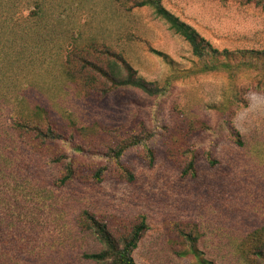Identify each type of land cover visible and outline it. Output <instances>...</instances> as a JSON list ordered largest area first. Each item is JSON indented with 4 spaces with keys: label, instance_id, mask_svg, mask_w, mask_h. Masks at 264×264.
I'll use <instances>...</instances> for the list:
<instances>
[{
    "label": "rangeland",
    "instance_id": "1",
    "mask_svg": "<svg viewBox=\"0 0 264 264\" xmlns=\"http://www.w3.org/2000/svg\"><path fill=\"white\" fill-rule=\"evenodd\" d=\"M36 1L43 6L37 18L31 16ZM161 4L218 50L264 51V9L254 4ZM76 37L83 45H106L146 82L162 87L169 81L168 92L150 97L120 88L101 98L88 96L62 71ZM197 63L188 44L147 7L114 0H0L1 126L18 112L40 107L66 133L71 123L105 128L115 137L154 132L152 164L142 149L121 159L134 176L131 183L112 171L100 183L83 179L56 187V170L43 155L4 149L0 264H94L84 255L102 247L82 226L85 213L110 229L146 217L148 229L132 253L135 264H193L178 256L177 229L186 226L196 229L205 259L243 264L238 243L264 225V72L194 75ZM230 128L242 146L233 142ZM189 152L195 159L192 177L183 174ZM98 166L85 164L84 174Z\"/></svg>",
    "mask_w": 264,
    "mask_h": 264
},
{
    "label": "trees",
    "instance_id": "2",
    "mask_svg": "<svg viewBox=\"0 0 264 264\" xmlns=\"http://www.w3.org/2000/svg\"><path fill=\"white\" fill-rule=\"evenodd\" d=\"M117 3H127L131 8L147 7L154 16L164 22L168 29L188 44L191 54L197 60L194 75L222 72L234 78L240 72H264V51H234L218 50L203 39L193 28L167 11L161 0H114ZM36 1L35 10L31 16L39 17L42 13L41 5ZM246 4H254L264 9V0H245ZM78 37L72 39L62 64V71L66 79L89 95L104 97L120 88L139 90L150 97L165 95L171 83L166 81L162 87L155 83L144 81L136 76L130 65L118 53L104 44L94 40L80 43ZM155 53V52H154ZM157 55V52L155 53ZM71 131L66 133L59 128L50 114L44 108L36 107L30 112H18L4 128L0 124V156L9 146L28 148L43 155L49 169L54 172L52 183L56 187H63L74 180H91L100 183L107 173L115 172L118 179L133 182V174L121 164L123 155L132 149H142L147 161L153 162V151L150 141L153 131L142 130L137 134L115 137L111 130L105 128L88 127L76 128L69 124ZM231 129V128H230ZM233 142L242 146V140L237 132L231 129ZM112 142L109 145V141ZM191 154V152H189ZM191 154L190 160L183 171L184 175L194 176L195 161ZM87 163H98L100 166L91 173L83 167ZM210 164L213 161L210 160ZM58 171V174H57ZM86 231L92 233L102 249L97 253L84 255L94 264H135L133 251L144 233L148 229L147 219L139 216L129 225L115 226L110 229L105 223L93 215L84 214L81 222ZM190 226L178 228L176 240L183 247L179 257H188L193 264H213L205 259L199 250L198 234ZM237 255L243 264H264V225L248 233L237 245Z\"/></svg>",
    "mask_w": 264,
    "mask_h": 264
}]
</instances>
